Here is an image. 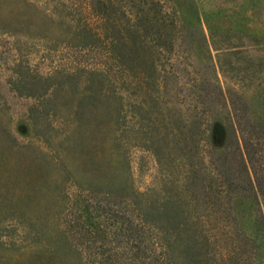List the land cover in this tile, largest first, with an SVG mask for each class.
<instances>
[{
	"label": "trees",
	"instance_id": "16d2710c",
	"mask_svg": "<svg viewBox=\"0 0 264 264\" xmlns=\"http://www.w3.org/2000/svg\"><path fill=\"white\" fill-rule=\"evenodd\" d=\"M24 2V16L46 22L36 33L54 40L51 49L94 52L73 67L107 81L132 118L135 107L149 111L140 139L158 184L129 179L109 192L126 219L128 263L149 231L158 264H264V53H249L264 50V0L208 10L194 0L186 15L172 0ZM227 73L236 82L220 79ZM128 92L136 96L125 102ZM157 112L158 142L148 134ZM115 140L111 151L128 164L130 147ZM143 251L144 264L151 253Z\"/></svg>",
	"mask_w": 264,
	"mask_h": 264
},
{
	"label": "rangeland",
	"instance_id": "374dc122",
	"mask_svg": "<svg viewBox=\"0 0 264 264\" xmlns=\"http://www.w3.org/2000/svg\"><path fill=\"white\" fill-rule=\"evenodd\" d=\"M172 1L186 15L194 0ZM222 1L230 0H196L201 10ZM24 9V0H0V264H129L126 219L114 213L120 205L109 192L129 179L142 189L158 184L157 162L140 139L149 111L133 108L134 121L107 81L92 82L82 66L73 67L71 60L93 62L94 52L51 49L54 40L38 34L46 22ZM152 125L148 134L158 142V112ZM117 137L130 147L131 177L126 155L111 151ZM145 248L151 254L144 264H158L149 231L136 264Z\"/></svg>",
	"mask_w": 264,
	"mask_h": 264
}]
</instances>
